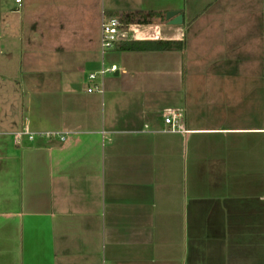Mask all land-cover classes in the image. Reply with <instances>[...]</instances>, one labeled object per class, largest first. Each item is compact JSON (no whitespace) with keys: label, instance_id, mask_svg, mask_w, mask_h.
Masks as SVG:
<instances>
[{"label":"crops","instance_id":"0c3cea01","mask_svg":"<svg viewBox=\"0 0 264 264\" xmlns=\"http://www.w3.org/2000/svg\"><path fill=\"white\" fill-rule=\"evenodd\" d=\"M20 8L24 52L79 63L62 83L30 79L22 127L0 128V264H224L239 261L240 247L264 248V0H22L13 12ZM149 12L148 23L122 24L129 38L107 53L173 62L182 85L126 68V83L99 104L103 82L99 93L75 85L90 81L86 68L101 55L103 16ZM157 40L181 47L119 48ZM172 113L175 131L164 122ZM228 242L235 253L223 257Z\"/></svg>","mask_w":264,"mask_h":264},{"label":"rangeland","instance_id":"374dc122","mask_svg":"<svg viewBox=\"0 0 264 264\" xmlns=\"http://www.w3.org/2000/svg\"><path fill=\"white\" fill-rule=\"evenodd\" d=\"M15 7L16 3L14 0H0V128L14 127L15 129H20L22 127L24 114L22 90L26 83L28 84L30 79H58L59 83H62L65 77H68L75 70L77 72L76 67L79 62H75L72 55L63 56V53L56 57V55H43L36 50H31L28 53L24 52V30L22 28V21L19 20V16L22 15L23 12L22 8H20L21 10L19 12H13ZM3 19L6 21V23H4L5 27L1 26ZM122 32L126 35L122 40L128 39L129 33L127 28L122 29ZM132 56L133 55L129 53H111L110 51L108 53L106 52L103 57L98 54L97 58L95 56V59H97L96 65L93 64L91 67L88 66L86 68V71L92 70L97 73L95 80H90L88 81L89 84H86V82H83L84 80L81 79L83 80L81 84L78 83L75 86L80 88L84 87L85 89V85H91V87H93L94 84H97L101 87V82H103L104 94L102 93V98L98 95V102L99 104L105 103L106 105L108 90L113 87H120L126 83L124 79L126 74L123 73L126 68H140L139 70L143 71H159L164 73V76L170 75L169 77H163L165 81H175L176 86L182 85V74H178L179 71L177 73L175 72L176 68L173 62L166 64L164 61H154L147 57L138 60ZM59 59H69V61ZM136 63H139V65L134 67ZM111 64L116 65L118 74L116 75L114 72H105L101 76L98 71L102 67H109ZM82 73L83 71L81 74ZM143 79L150 81L151 76L146 74ZM190 80L191 78L188 80V84ZM72 81L80 82L77 76L72 78ZM143 84L144 83H142V85ZM197 88L198 85L196 90ZM92 92L95 93L96 91L93 89ZM196 96H198V93ZM104 108H106V106ZM162 111L168 112L169 108H161V119H163V115L165 114ZM245 213L247 214V211ZM229 243L231 242L227 243L223 257H227L230 253H235L234 249L230 251L232 248L230 245L228 246ZM263 249L261 244L251 251H247L248 249L240 247L239 254H236L239 255V261H228L225 259L223 263L237 264L239 262V264H264Z\"/></svg>","mask_w":264,"mask_h":264},{"label":"built area","instance_id":"2783aa9c","mask_svg":"<svg viewBox=\"0 0 264 264\" xmlns=\"http://www.w3.org/2000/svg\"><path fill=\"white\" fill-rule=\"evenodd\" d=\"M22 0H15L16 4L18 6L21 5ZM122 29H125L121 23V21L116 17H105L103 16L101 22H100V41H99V48L101 52V56L103 57L104 54L113 46L116 42L121 41L126 37L125 34H123ZM117 67L115 64H111L109 67H102L98 72L101 74V76L105 72H116ZM96 72H90L88 74V78L90 80H94L96 78ZM98 92H102V88L94 85L93 87L89 86L87 90ZM164 122L166 124H169L170 129L172 131H175L178 129V115L175 113H172L171 115H168L164 118ZM56 133V132H55ZM33 134H29V138H32ZM60 138L62 139L63 136L61 135Z\"/></svg>","mask_w":264,"mask_h":264},{"label":"trees","instance_id":"16d2710c","mask_svg":"<svg viewBox=\"0 0 264 264\" xmlns=\"http://www.w3.org/2000/svg\"><path fill=\"white\" fill-rule=\"evenodd\" d=\"M156 15L155 13H134L132 14L133 18L120 17V21L122 24L131 23L134 19L137 20V23H148V19ZM135 17V18H134ZM175 47V49H179L180 44H175L169 40H157V41H129V42H121L120 49L121 50H165L171 49Z\"/></svg>","mask_w":264,"mask_h":264},{"label":"water","instance_id":"95a60500","mask_svg":"<svg viewBox=\"0 0 264 264\" xmlns=\"http://www.w3.org/2000/svg\"><path fill=\"white\" fill-rule=\"evenodd\" d=\"M165 18L168 19V21L173 24H179L182 21V15L178 14L176 11H167L165 14Z\"/></svg>","mask_w":264,"mask_h":264}]
</instances>
